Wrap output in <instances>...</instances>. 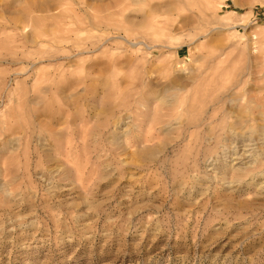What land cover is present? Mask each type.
<instances>
[{"label": "rangeland", "instance_id": "obj_1", "mask_svg": "<svg viewBox=\"0 0 264 264\" xmlns=\"http://www.w3.org/2000/svg\"><path fill=\"white\" fill-rule=\"evenodd\" d=\"M0 264H264V0H0Z\"/></svg>", "mask_w": 264, "mask_h": 264}]
</instances>
